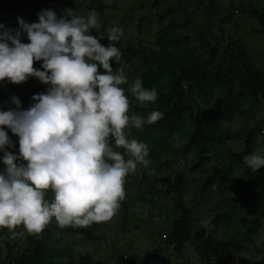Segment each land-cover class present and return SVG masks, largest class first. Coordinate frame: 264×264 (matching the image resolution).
<instances>
[{"label": "trees", "instance_id": "16d2710c", "mask_svg": "<svg viewBox=\"0 0 264 264\" xmlns=\"http://www.w3.org/2000/svg\"><path fill=\"white\" fill-rule=\"evenodd\" d=\"M55 1L59 0H29L27 3L26 1L23 3L22 0H0V10L10 15L11 13H22L28 7H34L36 18L43 9H52L60 16L64 10L47 6V3ZM163 1L165 0H146L145 3H140V9L144 8L148 13H140L141 15L136 17L139 20L138 28H141L145 22L151 24L152 18H156L159 27L154 43L149 45L141 38L136 42L132 39L120 38L113 42L121 53L120 58L116 62L110 61V64L113 71L119 69L123 75H127V82L120 87L125 90L130 100L129 115L146 119L152 111H159L163 114L162 119L151 125H144L142 129L131 127L136 133H132L130 139L146 144L148 157L152 159V164H155L153 169L159 171L172 166V162H175L174 157L164 162L157 160L162 156H167L179 136L185 135L187 139L183 147L194 151L195 163L191 167L194 171L201 168L207 160V151L210 146L211 148L215 146L213 152L216 149L219 152L227 142L241 140L238 130L223 131L222 122L231 121L237 115L246 117L258 108L260 101L264 100V68L256 66L254 58L247 53L245 42L242 39L225 36L223 23L232 21L230 7H227L226 13L219 20L220 35H215L209 23L219 10L218 0H206L207 6L203 14H198V9L204 4V0H177V6L169 2L161 6ZM250 4L253 17H256L264 27V3H261L260 8H256L251 1ZM68 6L75 10H85L80 15L84 17L87 16L90 8L96 9L99 13L98 22L101 25L99 28L100 42L105 47L111 44L105 31L110 29V23L104 21L102 15L107 8L120 10L117 3H112L108 7L105 0H69ZM241 8L247 10L245 5H241ZM116 14L114 12L113 16ZM118 16L119 23L124 29L126 25L129 26L126 21L134 17L128 14ZM197 19H204V23L194 24ZM181 31L185 34L183 35ZM22 41H28L27 35L22 37ZM35 63L41 65L42 62ZM40 70L43 69L40 68ZM98 71L100 74L104 72L102 68ZM132 76H137L144 88L156 90L155 102L145 105H141L140 102H131L132 98L127 89L130 86L128 77ZM37 82L39 85H36ZM23 84L26 85L23 86ZM29 84L33 86L28 88ZM5 87L17 94L29 96L38 95L43 90H47L49 86L42 84L37 78L29 77L27 81L18 85L3 81L1 88ZM246 104L248 106L244 107ZM261 129L262 121H257L248 129L243 139L244 148L239 152L232 149L228 151L231 161L227 168L228 172L234 171V166L242 167V176L236 177L234 181L229 175L218 178L220 170L214 167L211 177L218 182V185L214 191L209 190L208 193L218 196V203L226 205L229 211V203L238 191L242 198L247 196L254 201L252 209L244 208L242 203H239L240 208L247 210L236 223L240 232L239 239L236 240L234 237L215 239L206 228H195L191 208L183 201H179L182 209L181 216L175 219L172 229L166 232L162 240L166 248L170 247L171 255H167L162 250L160 251L161 248H158L147 255L129 254L125 256V260L122 256L121 261H124V264H155L157 262L158 264H172L174 262L172 259L175 257L178 262L174 264H221L224 261L228 263V256L233 253L239 254L240 260L248 261L242 253L248 250L247 245L252 243L259 233L264 217V168L255 172L251 171L245 165L243 157L253 154V139ZM4 130L13 144L12 148L6 150L18 155V137L6 127ZM109 139L113 144L114 139L111 137ZM155 148L160 150L157 155L154 153ZM115 150L123 153V149ZM217 152L214 155L219 156ZM2 155L3 152H0V156ZM138 166L137 169H139ZM138 174L142 181L149 177L142 171H138ZM129 175L134 177L136 173ZM126 178L125 188L133 184ZM159 182H162L161 178L155 177L148 183L147 188L142 186L144 189L129 200L130 202L126 199L124 190L125 196L121 201L124 209L123 217L126 218L130 205H133L135 200L149 201L150 204H154L152 194L163 192V189L159 188ZM182 185L180 174L177 173L170 190L175 195H179ZM232 190L236 194L231 195ZM200 191L203 202L209 203V199L204 197L207 191L205 187ZM45 198L52 199L50 191L46 193ZM228 213H225V218H229ZM124 223L125 220L122 224ZM95 228L96 225L93 224L86 227L66 226L62 228L53 220L38 234L27 233L22 225L14 230L15 235L6 228L0 229V237H5L0 240V264H104L109 259L95 258L90 252L76 254L74 250H69L71 248L65 238L66 235L69 237L80 235L88 242L98 243L101 235L95 232ZM127 245V251L124 253H128L131 246L129 243ZM189 248H192V254H194L191 259H187L190 254ZM221 259L224 260L221 261ZM237 264L242 263L238 261Z\"/></svg>", "mask_w": 264, "mask_h": 264}, {"label": "clouds", "instance_id": "9594fccd", "mask_svg": "<svg viewBox=\"0 0 264 264\" xmlns=\"http://www.w3.org/2000/svg\"><path fill=\"white\" fill-rule=\"evenodd\" d=\"M17 22L18 29L0 23V82L18 85L34 77L49 87L33 95L26 110L15 96V109L0 110V229L15 235L22 225L38 234L53 220L62 228L107 221L124 199L125 178L149 164L146 144L129 140L124 130L142 129L163 114L129 116L130 100L120 87L126 77L110 64L120 58L113 42L122 32L113 27L111 44L103 46L89 34L100 27L94 12L84 17L65 10L58 16L43 9L38 22ZM25 33L29 43L21 42ZM34 62H42L43 70ZM127 91L141 105L157 99L156 90L139 79ZM5 127L18 137V155L6 150L13 144ZM243 160L253 172L264 168V155ZM49 191L51 200L45 198Z\"/></svg>", "mask_w": 264, "mask_h": 264}, {"label": "rangeland", "instance_id": "374dc122", "mask_svg": "<svg viewBox=\"0 0 264 264\" xmlns=\"http://www.w3.org/2000/svg\"><path fill=\"white\" fill-rule=\"evenodd\" d=\"M25 1L27 3L29 0H22L23 3H25ZM68 1L69 0H59L50 4L47 3V6L56 7L57 10H72L73 15L76 16H80L82 12L85 11L71 8L68 6ZM145 1L146 0H105L108 7L111 6L112 3H117L120 7V10L107 8L103 13V20L110 23V29L108 28L105 30L107 33L106 35H109L113 27H116L122 32L121 39H132V41L136 42L141 38L149 45L154 43L159 27L155 17L152 18L153 20L151 21V24L145 22L141 28L137 27L139 20L136 17H138L140 13L147 12L144 8L140 9V3H145ZM250 1L253 2L256 8H260L261 3H264V0H218L219 10L214 19L209 23V26L215 35H220L221 31L218 30L219 20L226 13L227 7H230L232 11V21L223 23L225 36L242 39L245 42L247 53L254 58L256 66L263 69L264 27L250 12V7H252ZM168 2L176 6L178 4L177 0H165L162 2L161 6ZM203 3L204 4L198 9V14H203L206 10L207 1L204 0ZM241 5H245L247 10L242 9ZM137 8H139V10ZM34 9V7H28V9H25L22 13H11L10 15L0 10V23H3L8 28L18 29L19 25L17 17H20L27 23L38 22ZM93 12L97 17L99 16L98 11L94 8H90L87 15ZM114 12L120 16L128 14L134 15V17L132 19L127 18L128 20L126 22L129 23V26L127 27L126 25V28L124 29L123 25L119 23V16L117 14L113 16ZM203 20L204 19H197L194 24L201 25L204 23ZM99 28H101V25ZM99 28L91 30L92 32L89 34L97 38L100 42ZM181 32L183 35L185 34L184 31ZM24 35H26V33L23 34V36ZM21 42L29 43V41ZM34 67L40 69V63H35ZM124 76L127 77V75ZM128 78L130 79V86L137 80V76ZM2 85L3 82H0V110L15 109L16 106L10 101L12 96L19 98L22 110L28 109L34 103L32 100L33 95L27 96L24 94H17L8 87L1 88ZM24 85L26 84H23V86ZM36 85H39V83L37 82ZM32 86L33 84H29L27 87L30 88ZM46 91L47 90H43L39 94L46 93ZM131 98L132 103L138 102L134 97L131 96ZM247 106L248 105L246 104L244 107ZM257 121H262V129L260 133L254 136L253 154L264 155V100H261L258 108L251 111L248 116L237 115L231 121L222 122L223 131L238 130L240 132L241 140L227 142L225 146L221 147V151L219 152H217L216 149L215 152H217L219 156L214 155L215 152H213V148L215 146L213 148L210 146L207 151V160L203 166L197 170H191V167L195 163L193 149H186L183 147L187 139L185 135L179 136L175 142L176 144L168 152L167 156H162L157 160L159 162H164L170 160L171 157H174L175 162H172L170 168L160 169L159 171L154 170L153 167L155 164H152V159L147 156V159L149 160L148 166H138L139 169H136V175H134V177L128 175L126 180L133 184L127 188L124 187V190L126 191V199H128V201L132 200L141 190L147 188L149 182L153 181L155 177H159L162 182H159L158 185L159 188L163 189V192L159 194L155 192L152 194L155 203L150 204L149 201L139 202L135 200L133 205H130L128 215L124 218V209L120 202V207L113 217L107 221L92 223L93 225H96L95 232L101 235V239L98 243L88 242L80 235L74 237L66 235L65 238L69 242L71 248L69 250H74L76 254L90 252L95 258L102 260L109 259L108 261L106 260L104 264H124V261H121L120 258L122 256L123 260H125V256H128L129 254L137 253L147 255V253L149 254L152 250L158 248H161L160 251L162 250L164 253H167V255H171L170 247L166 248L162 243V240L163 237H165L166 232L172 229V224L175 219H178L181 216L182 209L179 201H183L191 208L193 225L195 228H206L215 239H228L230 237H234L236 240L239 239L240 232L238 231L239 229L237 228L238 225L236 223H238L247 212L244 208H253V199L247 196L242 198L239 191L236 194L234 190H232L231 195H233V193L236 195L232 198L231 203H229V211L226 205L218 203V196L208 192L209 190L214 191L218 185V182L211 178L214 173V167H217L220 170L217 176L218 178L229 175L232 181H234L236 177L242 176V167L239 168L238 166H234V171L228 172L227 168L231 163L228 151L232 149L239 152L244 148L243 139L247 135L248 129ZM133 130L135 129L131 128V126L124 130L125 135L129 140H131L130 135L136 133ZM159 151L158 148L154 149L156 155ZM138 171H142L145 175H149L148 179L142 181ZM177 173L180 174L183 183L179 195H175V193L170 190L171 184L174 182ZM204 187L205 190H207L206 193H204V197L206 196L209 199V203L207 204L203 202L200 196V190ZM50 195L52 197L51 192ZM146 195L150 196L149 193H146ZM239 203H242L244 207L243 209L240 208ZM227 212H229V218H225V213ZM150 216L152 217L149 218ZM123 220H125L124 224H122ZM4 238L5 237H0V240H3ZM128 243L131 246L129 247L128 253H124L127 251ZM247 249L248 250L244 251L242 255L245 258H248V261L244 259L240 260V255L233 253L228 256V263L224 261L221 262V264H237L238 261H241L242 264H264V217L262 219L259 233L255 236L254 240H252V243L247 245ZM188 252H190V254L187 256V259L193 258L194 254H192V248H189ZM223 260L224 259H221V261ZM172 261H174L172 263L174 264L178 262V259L173 257ZM155 264H158V262Z\"/></svg>", "mask_w": 264, "mask_h": 264}]
</instances>
